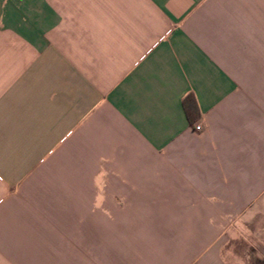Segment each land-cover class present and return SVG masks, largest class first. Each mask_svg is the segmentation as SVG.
<instances>
[{
  "label": "crops",
  "instance_id": "0c3cea01",
  "mask_svg": "<svg viewBox=\"0 0 264 264\" xmlns=\"http://www.w3.org/2000/svg\"><path fill=\"white\" fill-rule=\"evenodd\" d=\"M250 234L264 259V0H0V264H230Z\"/></svg>",
  "mask_w": 264,
  "mask_h": 264
},
{
  "label": "rangeland",
  "instance_id": "374dc122",
  "mask_svg": "<svg viewBox=\"0 0 264 264\" xmlns=\"http://www.w3.org/2000/svg\"><path fill=\"white\" fill-rule=\"evenodd\" d=\"M235 250L230 253V264H264V259L258 258L253 250L252 235L241 241H235Z\"/></svg>",
  "mask_w": 264,
  "mask_h": 264
},
{
  "label": "trees",
  "instance_id": "16d2710c",
  "mask_svg": "<svg viewBox=\"0 0 264 264\" xmlns=\"http://www.w3.org/2000/svg\"><path fill=\"white\" fill-rule=\"evenodd\" d=\"M184 104H185V108H186L187 114L189 116V119L192 121L193 118H192L190 111H189L190 104H189L187 99L184 101Z\"/></svg>",
  "mask_w": 264,
  "mask_h": 264
},
{
  "label": "built area",
  "instance_id": "2783aa9c",
  "mask_svg": "<svg viewBox=\"0 0 264 264\" xmlns=\"http://www.w3.org/2000/svg\"><path fill=\"white\" fill-rule=\"evenodd\" d=\"M194 128H195V129H200V128H201V124H200V123H196V124L194 125Z\"/></svg>",
  "mask_w": 264,
  "mask_h": 264
}]
</instances>
